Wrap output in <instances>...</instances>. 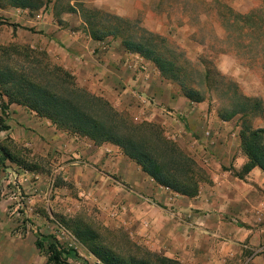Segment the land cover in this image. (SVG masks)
<instances>
[{"label": "crops", "instance_id": "0c3cea01", "mask_svg": "<svg viewBox=\"0 0 264 264\" xmlns=\"http://www.w3.org/2000/svg\"><path fill=\"white\" fill-rule=\"evenodd\" d=\"M58 1H50L48 10L44 7L34 18L27 16L30 9L0 4V12L40 33L35 35L34 46L44 48L52 61L76 76L79 85L120 109L141 116L146 109L144 119L164 124L168 135H175L183 146L187 142L189 148L196 146L207 179L194 197L165 191L154 187L114 147L54 134L52 127L33 123L44 134L53 135L50 141L54 144L48 150H59L61 157L70 160L67 178L100 205L122 206L125 211L120 220L135 235H146L151 248L167 258L182 264H264V173L256 166L246 170L249 159L241 148L239 117L222 120L211 97L199 103L190 101L154 64L127 51L119 39L93 38L80 12L81 8L96 10L144 26L165 39L172 35L188 51L204 47L180 37L179 28L169 21L174 2L70 0L59 11ZM217 1L235 8L227 0ZM203 2L209 8L215 1ZM217 58V70L231 75V70L224 71L217 63L236 67L231 54L221 53ZM145 98L152 105L143 102ZM12 110L14 117H22L20 108ZM118 178L130 185L129 192L120 188Z\"/></svg>", "mask_w": 264, "mask_h": 264}, {"label": "rangeland", "instance_id": "374dc122", "mask_svg": "<svg viewBox=\"0 0 264 264\" xmlns=\"http://www.w3.org/2000/svg\"><path fill=\"white\" fill-rule=\"evenodd\" d=\"M50 1L52 0H0V4L16 6L14 8L32 5L36 8L27 11V16L34 18L44 7L48 10ZM69 1L59 0L58 10L64 11ZM227 1L243 13L253 11L264 17V0ZM171 2H174L175 6L168 18L179 28L180 37L190 38L193 44L204 47L185 50L182 44L171 38L172 35L166 38L165 47L178 50L184 58L196 63L197 67H194L192 74L201 82L200 74L206 69V65L198 61L211 60L216 64L220 50L227 45L226 49L231 50L236 67H227L220 61L217 63L223 66L220 67L222 70L232 71L231 75L225 76L235 81L245 95L259 99L264 111V60H253L254 51L247 41L246 45L238 50V45L233 39L235 32L225 44L222 40L225 29L218 22H214L215 19L212 13L210 14V9L213 10L214 7L208 8L203 0H169V3ZM220 3L226 4L225 1ZM211 6H214V3ZM235 8L233 10L238 12ZM221 10L223 11L222 8ZM12 21V17L0 12V73L7 70L11 71L8 74H22L33 80H44L53 67H61L70 73L52 61L44 48L40 45L34 46L33 40L37 39L35 35L40 33ZM208 21L210 22L207 23ZM142 28L144 29V26ZM17 32L24 41L16 40ZM70 74L78 89L95 98L106 100L118 115L117 121L120 124L134 127L151 126L163 139L176 145L178 154L185 155L192 162V166L188 169L187 176L175 167L168 169L169 174L181 179V186L187 192L199 191L207 178L199 165L201 157L196 146L189 148L188 142L183 146L175 135H168L164 124L144 119L146 109L141 116V113L115 107L104 97L79 85L76 76ZM10 87L7 86L9 89ZM206 97L215 99L214 105L218 111L221 109V103L214 94H207ZM12 108H20L22 117H14L15 111ZM33 123L52 127L56 131L54 134H68L97 146H112L128 163L139 169L154 187L165 191L168 189L158 185L144 173L141 166L125 156L120 147L108 143L98 145L89 138L62 130L52 121L37 116L26 106L10 103V98L0 87V264H48L47 246L52 238L56 239L63 249L71 251L68 264H108L93 247H97L101 253L102 249L109 252L110 255L107 256L110 264H182L151 248L146 235L132 233L126 222L120 220L125 211L122 206H102L91 199L86 189L69 180L66 165L70 160L61 157L59 150H48L49 146L54 144L50 141L53 135L44 134ZM238 124L240 126L239 121ZM253 127L264 129V115H260L253 122ZM140 138L153 150L159 147L153 134L145 133L144 137L137 135L135 140L140 142ZM116 180L120 182L121 189L127 192L131 190L126 181L119 178ZM168 190L173 192L172 189ZM91 237L95 238L94 241ZM37 240L43 243L42 250L36 248Z\"/></svg>", "mask_w": 264, "mask_h": 264}, {"label": "trees", "instance_id": "16d2710c", "mask_svg": "<svg viewBox=\"0 0 264 264\" xmlns=\"http://www.w3.org/2000/svg\"><path fill=\"white\" fill-rule=\"evenodd\" d=\"M210 7H214L213 10L210 9L214 21L225 29L222 39L225 44L235 32L233 39L238 45V50H241L247 41L254 51L253 60H264V17L253 11L240 14L219 1H215L214 6ZM21 8L34 10L36 7L27 4ZM80 12L84 15L93 38L100 40L113 36L119 39L127 51L139 54L154 64L160 74L175 83L190 101L199 103L206 99L207 94H214L221 103L218 114L222 120L229 121L239 117L241 148L249 159L246 170L256 166L264 173V129L253 127V122L260 115H264L259 99L245 95L239 85L220 73L211 60L198 61L206 65V69L200 74L202 78L199 82L192 74L194 67H197L196 63L184 58L178 50L165 47V38L107 13L82 8ZM226 48L227 45L219 53L232 54L231 50ZM10 72L2 70L0 73V87L10 98V103L24 105L37 116L52 121L58 128L89 138L95 144L108 143L120 147L125 156L140 165L142 171L158 185L172 189L176 194L194 197L198 193V190L187 192L181 186V179L169 174L168 169L175 167L187 176L188 169L192 166V162L185 155L178 154L176 145L163 139L151 126L134 127L120 124L117 121L118 115L106 100L95 98L78 89L72 75L63 68L53 67L44 80H33L22 74H8ZM5 84L10 85V89ZM145 133L153 134L157 138V149H151L141 138L140 142L135 140L137 135L144 137ZM90 239L94 241L95 238ZM35 246L39 250L44 247L39 240ZM93 250L110 264L109 252L102 249L101 253L97 247H93ZM47 255L48 264H68L71 251L63 249L58 241L52 238L47 246Z\"/></svg>", "mask_w": 264, "mask_h": 264}, {"label": "built area", "instance_id": "2783aa9c", "mask_svg": "<svg viewBox=\"0 0 264 264\" xmlns=\"http://www.w3.org/2000/svg\"><path fill=\"white\" fill-rule=\"evenodd\" d=\"M139 68H141V67H139ZM141 69H142L143 71L145 70L144 67H142ZM142 101L148 103L149 105H152L151 100L148 99V98H145L144 100L142 99Z\"/></svg>", "mask_w": 264, "mask_h": 264}]
</instances>
